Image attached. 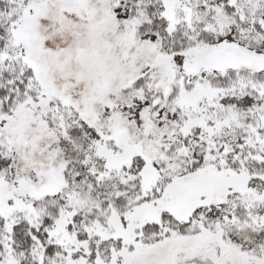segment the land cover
Returning a JSON list of instances; mask_svg holds the SVG:
<instances>
[{"label":"snow or ice","instance_id":"1","mask_svg":"<svg viewBox=\"0 0 264 264\" xmlns=\"http://www.w3.org/2000/svg\"><path fill=\"white\" fill-rule=\"evenodd\" d=\"M0 264H264V0H0Z\"/></svg>","mask_w":264,"mask_h":264}]
</instances>
